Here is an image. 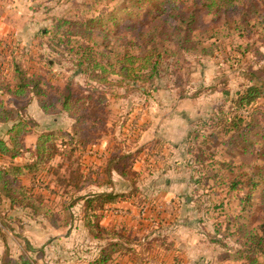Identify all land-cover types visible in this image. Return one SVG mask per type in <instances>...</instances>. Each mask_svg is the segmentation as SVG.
Wrapping results in <instances>:
<instances>
[{"label":"trees","instance_id":"1","mask_svg":"<svg viewBox=\"0 0 264 264\" xmlns=\"http://www.w3.org/2000/svg\"><path fill=\"white\" fill-rule=\"evenodd\" d=\"M95 1L97 0L92 2ZM145 1L115 0V4L102 14L93 15L91 11H86L78 20L61 18L52 28L40 30L41 34L48 35L52 43L51 48L59 45L63 49L60 52L53 49L52 51L71 64L70 78L62 88H52L41 74L28 72L27 68L21 65L20 55L13 47L6 48L4 59L0 62V205H5L4 210L13 212V219L17 222L27 219L57 229L67 225L79 227L85 233L82 237L84 242L79 243L77 247L80 254L96 255L88 264H109L115 249L129 253L141 264H144L146 254H152L150 242H144L141 250L135 251L128 246L135 239L127 228H110L100 221L109 205L128 200L136 206L144 203V194L138 181L128 180L131 172L134 176L138 175L132 170V164L140 151L151 153L166 147L172 152L175 148L167 141L157 138L138 147L136 153L131 151V146L136 144L141 131L147 125L141 122L143 126L136 125L138 132H135L133 138H129L130 147L122 145L117 151L107 149L102 157L104 161L83 165L82 152L91 142L89 138L84 137L86 128L83 127L94 121L85 111L95 108V105L89 104L91 98L102 94L104 89L101 87L111 83L113 76L132 85L142 94L148 93L149 90L139 83L147 82L151 85L161 72L175 74V69L181 65L175 64L178 68H174V60L178 63L184 53H196L201 57L213 54V41L208 47L204 43L208 40L218 41L219 29L208 35H204L205 30L193 29L198 14L213 13L219 16L220 13L235 9L241 0H152V7L142 16L138 9L127 11L129 7H135L136 3ZM260 2H263L261 7L264 8V0ZM257 3L251 0L250 4H247L249 11L244 9L238 18L223 23L227 35L237 33L244 36V32L251 28L248 25L251 21L255 22L253 25L264 28L261 8ZM93 7L94 5L90 4L87 10H92ZM141 8L143 10L147 7ZM126 13L131 15L129 22L119 25ZM104 20H107L105 25ZM85 23L91 28L87 29ZM116 24L117 31L111 33L112 25ZM101 32L107 33V39L93 38ZM53 61L48 58L46 64L50 66ZM170 67L174 70L169 72ZM77 74L85 78L81 86L88 92L86 95L75 93V86H80V83L72 77ZM245 75L249 85L232 96L224 93L225 97L211 105L206 116L194 120L196 128L188 132L180 152L184 157L188 156L185 161L187 168H196L191 166L195 164V160H205L201 159L199 154L193 158L192 143H196L198 136L203 137L201 143H207L206 139L222 133L223 136H229L227 144L231 149L233 146L234 150L235 144L242 147L241 151L250 149L251 146L264 148V113L254 112L252 109L259 98L264 96V67L248 71ZM32 102L43 115L51 119V126L47 129H38L40 125L29 114L28 105ZM244 110L250 112L244 114ZM65 119L69 120L68 124L64 123ZM216 128L219 130L215 131ZM30 134L34 138L33 142L28 144L25 138ZM245 151L249 153L250 150ZM239 154L244 155V152ZM212 157L210 155L205 158ZM65 160H68L65 168L71 167L69 175L59 172ZM217 162H221L220 166L225 167L223 161ZM212 163L213 160L207 166L213 168ZM82 166L88 167V170H84ZM234 166L227 164L225 172L234 173ZM163 169L160 172H163ZM218 169L215 168V171ZM51 174L57 177L49 178ZM115 176L119 180H114ZM235 180L238 181L237 184L241 183L243 188L250 187L246 194L249 207L247 206L243 218L247 220L251 213V193L256 189L258 191L262 186L259 195L260 206L264 209V166H256L248 181ZM115 181L122 187L116 188ZM194 182L198 183L199 180ZM235 185L236 183L229 188L234 189ZM106 186L107 189L104 188ZM195 187L197 191L198 186ZM45 189L48 194L43 192ZM199 199L200 196L195 200ZM245 208L246 204L244 210ZM241 216L243 217V214ZM192 222L191 220L190 224ZM195 231L203 232L201 226ZM246 232L242 249L262 254L264 215L258 224L248 227ZM231 234L233 235H228ZM155 239L156 243L159 238ZM211 240L216 239L212 236ZM251 261L255 262L256 259ZM0 264H37V260L36 257L22 252L14 257L5 249L0 256Z\"/></svg>","mask_w":264,"mask_h":264},{"label":"rangeland","instance_id":"2","mask_svg":"<svg viewBox=\"0 0 264 264\" xmlns=\"http://www.w3.org/2000/svg\"><path fill=\"white\" fill-rule=\"evenodd\" d=\"M92 1L0 0V62L4 59L6 48L13 47L15 52L20 55L21 65L27 68L28 72L41 74L52 88H62L70 78L72 70L69 67L71 64L52 51L53 49L60 52L63 49L59 45L51 48L52 43L48 35L41 34L40 30L52 28L61 18L78 20L86 11H91L93 15L102 14L115 4V0ZM250 1L241 0L235 9L220 13L219 16H215L213 13L198 14L193 29L205 30L204 35L219 29L218 41L208 40L204 43L208 47L211 46L210 43L213 41V54L201 57L196 53H184L178 59V63L174 60V68H178L175 64L181 65L180 68L175 69V74H163L161 72V75L153 81V84L139 83V85L145 86L147 91L149 90L145 94L113 76L111 77V83L101 87L104 89L102 90L103 93L96 94L91 98L89 104L95 105V108L92 110L90 108L85 109L94 121H90L89 126L85 125L83 127L86 128L84 137L89 138L91 141L89 147L82 152L83 165H89L90 162L99 164L104 161L102 157L107 149L117 151L122 145L130 147L129 140L131 139L129 138H133L138 132L136 125L143 126L142 123L144 122L142 121L149 120L154 113H160L159 116L164 117L167 115L170 117L171 112L175 113L173 115L180 113L185 115L186 134L183 139L177 142V146L172 150L173 153H170L172 167L164 170V167L159 165L163 164L164 153L159 152L160 154H155L154 157L151 156L149 162H147L141 157V154L145 151H141L138 157L142 159L137 158L132 164V170H135L138 175L134 176L135 174L131 172L132 174L128 178V180H137L144 194L142 195L144 203L136 206L137 210L141 208L140 206L147 205V208H143V217H141V210L139 213L134 214L133 212L130 219L137 220L138 218L145 226H152V228L158 226V223H164V226H167L165 233H167V236L169 235L167 240L170 241L164 240L161 246L156 247L160 257L163 255L161 258H157L162 260L164 258L169 261L168 263L163 261L165 264H174L175 256L184 259L186 255L184 251L168 250V253H164V248L166 251L169 242H172V246L177 244L171 233L177 230L172 225L180 222L179 218H182L177 217V210L181 208L178 207V204L187 208L186 212L182 210L179 215L186 216V219H189L190 222L193 221L190 224L189 234L197 236L196 241L193 240L191 243L194 244L193 248L187 251L191 255L193 254L191 258L195 260L191 261V264H194V262H196L195 264H264V252L259 254V252L255 253L254 251L242 249V242L246 236L247 228L258 224L260 218L264 215V209L260 206L259 195V191L263 186L259 187L258 191L256 189L251 193L253 194L252 204L250 205L251 213L249 218L245 220L243 219L244 214L249 207L246 194L250 187L245 186L243 188L240 186L241 183L237 184L238 181L235 180L248 181L256 166H264V148L251 146L250 149H245L250 150L247 153L245 150L241 151L242 147L235 144L234 150L233 146L231 149L227 144L229 136H223L222 133H219L216 137L206 139L207 143L200 142L202 136H198L196 143H192L193 158L195 159V155L199 154L201 159H205L200 162L195 160V164L191 166L196 168H187L185 161L188 156L184 157L180 154L188 132L196 128L194 120L206 116L209 107L225 97L224 93L232 96L238 90L249 85V80L245 75L246 72L264 67V28L253 25L255 22L251 21V23H248L251 28L249 31L244 32V36H239L237 33L227 35V29H223L225 21L238 18L244 9L249 11ZM254 1L260 5L262 19H264V8L261 7L263 2H260V0ZM151 2L152 0H146L145 3H136L137 8L131 6L127 11L138 9L137 11L142 16L146 14V10L152 7ZM90 4H93L94 7L92 10H87ZM141 7L147 8L142 10ZM129 16L131 15L126 13L119 25L128 23ZM103 24H107V20H104ZM91 26L94 28L93 25ZM85 27L87 29L91 28L88 23H85ZM116 31L117 24L112 25L110 32ZM104 37L107 39V33L101 32L99 36L93 38L102 40ZM48 58L54 60L50 66L46 64ZM172 70L174 69L171 67L168 69L169 72ZM72 78L80 83V86H75L76 95H86L88 92H85V88L81 86L85 82L84 76L77 74ZM252 109L255 110L254 112L262 111L264 113V96L259 98ZM28 112L40 125L38 129H47L51 126L49 125L51 119L43 115L34 102L28 105ZM242 112L247 114L250 111L244 110ZM68 121L65 119L64 123L68 124ZM217 130L219 129L216 128L215 131ZM25 140L28 144L31 143L33 135H27ZM138 146L137 144L132 145L131 151H135ZM125 150L127 149L125 148ZM238 152H244V155H240ZM210 155L214 158H205L206 156L210 157ZM176 158H179V164H176L178 161L174 163L173 160ZM211 160H213V168L207 166ZM217 160L223 161L225 167L227 164L235 165L233 168L234 173L225 172V167H221V162H217ZM67 163L68 160H65L59 169L60 173H65L64 175H69L71 169V167L65 168ZM204 165L207 167L205 168ZM217 167L219 169L215 171ZM82 168L88 170V167L84 168L82 166ZM162 169L163 172L160 173V176L165 173V178L170 180L169 184H164V175L159 180H153ZM51 176L57 177V175L51 174L49 178ZM194 180H199V182L195 183ZM115 182L116 188L122 187L118 181ZM235 183L236 188H229ZM195 186H198L197 191H195ZM158 187L159 190L156 189ZM104 188L107 189V186ZM163 189H170V192L169 190L168 192L163 191ZM43 192L48 194L47 189ZM172 193H178L182 196H180L178 202L174 200ZM199 196L200 199L196 201L195 199ZM198 203L201 205H198ZM245 204L246 208L244 210ZM4 206L0 205L2 212ZM101 222L107 223V218L102 219ZM13 226H19V222H13ZM199 226L202 227V233L195 231ZM229 233H233V235L229 236ZM84 234L80 230L76 237L83 240ZM212 236L216 239L215 241L211 240ZM161 240L157 239V244H160ZM148 256H150L148 258L152 257L151 255ZM254 258L256 261L252 262L251 260H254ZM154 259L150 261L151 264H162V261L158 259L155 261ZM177 264H182V261Z\"/></svg>","mask_w":264,"mask_h":264},{"label":"crops","instance_id":"3","mask_svg":"<svg viewBox=\"0 0 264 264\" xmlns=\"http://www.w3.org/2000/svg\"><path fill=\"white\" fill-rule=\"evenodd\" d=\"M159 114L154 113L150 116L149 120L142 121L146 122L147 125L145 129L141 131V134L136 142V144L139 145L138 147L157 138L163 139L167 141L170 145L176 147L177 142L183 139V137L185 136L187 123L184 119V114L182 115L180 113L173 115L175 113L171 112L172 115L170 114V117L168 115L165 117L159 116ZM143 151L144 150H142V152ZM136 152L137 151L135 150V153ZM159 152H161V154L164 153L163 164L159 165L166 167V169L172 167L170 162L171 154L169 155L168 153H173V151H169L166 147L161 148V150L159 151H152L151 153H148L146 150L143 154H141V151L139 153L141 154L143 160L145 159L147 162H149V158L151 156L154 157L155 154H160ZM141 157H138L139 160L142 159ZM178 159H174V163H176ZM179 163L180 162L178 161L176 164ZM160 173L161 172L158 173L154 180H159V178L164 175V184H169L170 180L165 178L166 174L164 173L160 176ZM114 180H119V178L115 176ZM156 189L159 190L160 188L158 187ZM168 190L170 192V189ZM168 190L163 189V191L166 192H168ZM172 195L174 197V200L177 202L178 199L182 197L178 193H172ZM186 199L188 198L186 197ZM146 206L147 205L140 206L141 208L137 210L136 205L133 204L131 200L120 201L116 204L107 206V210L104 211L103 217L101 218V220L107 218V223H102L101 221L100 222L101 224L107 225V227L110 228H127L135 239L134 241H132L133 243L128 244V246L132 247L135 251H140L143 247L144 242H150L152 246L150 249L152 251V254L150 255L152 257L148 258L150 256H148L149 254H146L143 263L151 264L150 261H152L154 258V260L156 261V259H158L157 257H160L156 247L161 246L164 240H170H167L169 238V235L167 236V233H165V231H167V229H165L167 226H164V223H160L163 226L158 223V226L152 228V226H145L141 221L138 220V218L137 220H133L132 218L130 219V215L133 212L135 214L141 212V210V217H143V208H147ZM179 206L181 208L177 210L178 216H176L182 218H179L180 222H177V224L172 225V227L177 228V230L171 233L172 238H174L176 242L173 239L172 241L177 244L172 246V242H169V246L167 245L166 251L164 248V253H168V250H173L176 252L184 251L186 254L185 258L181 259L178 256H175L174 264H177L180 261H182V264H191L190 262L195 260L191 258L193 254L191 255L187 251H190L193 248L194 244L191 243L193 242V240L196 241L197 236L194 234H189V228L191 226L189 219H186V216L184 215H179L182 210L186 212V206H181L178 204V207ZM13 216V212L4 209L2 212V210H0V256L2 255L5 249H7L9 253L14 257H16L22 252L29 256L36 257L37 264H88V261L96 256L95 253L90 255H87V253H84L82 255L80 254V250L77 249V247L79 246V243L84 242V240H79L76 237V234L81 230L79 227L76 228V225H67L66 227L57 229L50 225L35 223L33 221L24 219L23 222H19L20 226H13V222L17 221L13 219ZM160 235L162 236V238ZM155 238L162 239L159 245L157 244V242L155 243ZM158 260L162 261V264H165L163 261H166L167 263L169 262L164 258L163 260ZM195 263L196 262H194V264ZM109 264L141 263L136 262L135 259L130 256L129 253L121 252L115 249L114 251H112Z\"/></svg>","mask_w":264,"mask_h":264}]
</instances>
